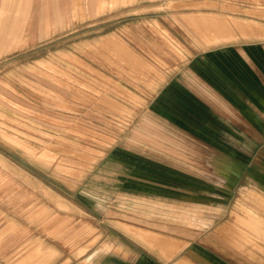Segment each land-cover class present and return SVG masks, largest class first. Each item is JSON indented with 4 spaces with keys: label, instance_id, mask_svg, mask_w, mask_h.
<instances>
[{
    "label": "rangeland",
    "instance_id": "374dc122",
    "mask_svg": "<svg viewBox=\"0 0 264 264\" xmlns=\"http://www.w3.org/2000/svg\"><path fill=\"white\" fill-rule=\"evenodd\" d=\"M250 210L264 0H0V264H264Z\"/></svg>",
    "mask_w": 264,
    "mask_h": 264
},
{
    "label": "bare ground",
    "instance_id": "6f19581e",
    "mask_svg": "<svg viewBox=\"0 0 264 264\" xmlns=\"http://www.w3.org/2000/svg\"><path fill=\"white\" fill-rule=\"evenodd\" d=\"M247 214L250 216L249 220H245L244 223H247V225L251 228V230L260 236V242L258 244L261 247H264V216H261L259 213L255 214L253 211H247ZM140 237L142 239H147L148 237L143 236V234H140ZM149 240H152V238H148Z\"/></svg>",
    "mask_w": 264,
    "mask_h": 264
}]
</instances>
